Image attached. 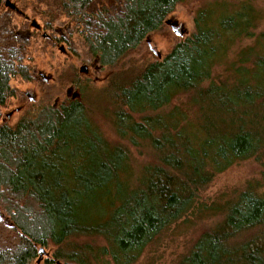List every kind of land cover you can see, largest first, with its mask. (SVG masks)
<instances>
[{
  "label": "trees",
  "instance_id": "obj_1",
  "mask_svg": "<svg viewBox=\"0 0 264 264\" xmlns=\"http://www.w3.org/2000/svg\"><path fill=\"white\" fill-rule=\"evenodd\" d=\"M92 1L60 2L83 25L91 53L113 66L185 0H125L119 13L96 16L86 10ZM1 7L0 119L17 93L10 82L28 75L26 43L9 27L13 11ZM258 19L251 6L214 3L165 57L128 81L110 80L104 96L115 134L152 157L137 170L129 147L105 139L80 100L29 106L14 125L0 120V264H30L49 246L65 263L135 264L196 209L218 174L254 160L264 181V33L252 32ZM188 94L186 105L167 109ZM198 212L218 219L176 264H264V197L253 187ZM91 238L104 245L74 243Z\"/></svg>",
  "mask_w": 264,
  "mask_h": 264
},
{
  "label": "rangeland",
  "instance_id": "obj_2",
  "mask_svg": "<svg viewBox=\"0 0 264 264\" xmlns=\"http://www.w3.org/2000/svg\"><path fill=\"white\" fill-rule=\"evenodd\" d=\"M9 1L29 16L30 22L34 21L38 28L34 29L30 22L10 12V29L15 38L26 43L25 63L27 66L30 65V81H27L28 78L23 80L15 78L10 82L17 93L1 110L0 120H6L9 125H14L29 106L30 109L40 105L56 108L64 101L80 100L105 139L110 143L129 147L131 162L136 170L150 163L152 157L146 149L132 148L115 134L108 117L112 111V104L104 96L110 80L120 78L128 81L144 65L165 57L179 41L195 32L194 20L198 12L214 3H225L229 7L251 6L259 16L257 27L252 32L254 36L264 33V0H185L165 18L158 30L149 33L135 49L129 51L115 65L103 66L99 55L90 51L83 34V25L77 26L78 17L64 7L61 8L63 6L61 0ZM124 1L93 0L86 10L95 16L101 10H107L108 14L113 15L122 10ZM4 10L6 9L0 8L2 12ZM170 24L175 25L182 33V37L173 32ZM28 32L30 45L27 44L26 38ZM253 41V38L243 40L238 47L251 45ZM215 72V78L221 76V68L215 69ZM188 98L189 94L179 96L167 109L186 105ZM193 113V109L188 112L190 117H193ZM249 185L257 194L264 197L261 167L254 160L240 162L218 174L200 193L196 209L162 234L135 264H176L196 238L211 228L218 219L210 214L198 216L199 207L210 208L216 204L220 205ZM74 243H88L94 247L104 245L98 238L77 239ZM55 250L52 246L45 248L42 255H38L30 264H70L55 259L53 257Z\"/></svg>",
  "mask_w": 264,
  "mask_h": 264
},
{
  "label": "water",
  "instance_id": "obj_3",
  "mask_svg": "<svg viewBox=\"0 0 264 264\" xmlns=\"http://www.w3.org/2000/svg\"><path fill=\"white\" fill-rule=\"evenodd\" d=\"M1 4H2V0H0V5ZM4 6H6L7 8H9L10 10L16 12L18 15L24 17L25 19H28L27 16L22 11L18 10L17 7L13 3H11L9 0H5L4 1ZM31 24L33 25L34 24V21H31ZM170 27H171V29L173 30V32L177 36L182 37V33L176 29L175 25L170 24ZM0 218H1V216H0ZM5 222H8V220L6 219ZM38 253H39V256L42 255L43 250L40 249Z\"/></svg>",
  "mask_w": 264,
  "mask_h": 264
},
{
  "label": "flooded vegetation",
  "instance_id": "obj_4",
  "mask_svg": "<svg viewBox=\"0 0 264 264\" xmlns=\"http://www.w3.org/2000/svg\"><path fill=\"white\" fill-rule=\"evenodd\" d=\"M5 1V0H4ZM4 1L2 0V4L1 5H4ZM14 12V11H13ZM14 13H16V12H14ZM17 14V13H16ZM18 15V14H17ZM26 15V14H25ZM20 16V15H19ZM27 16V15H26ZM22 17V16H21ZM26 22H30V17L29 16H27V18L28 19H25L24 17H22ZM31 23V22H30ZM32 25V24H31ZM32 27L34 28V29H37L38 27L35 25V22H34V24L32 25ZM26 38H27V44L28 45H30V32H28V36H26ZM22 41V40H21ZM30 47V46H29ZM29 63H30V61H29ZM28 78V79H27ZM27 81L29 82L30 81V65L28 66V75H27ZM30 98V97H29ZM30 103V102H29ZM28 103V104H29ZM30 105V104H29ZM25 109V108H24Z\"/></svg>",
  "mask_w": 264,
  "mask_h": 264
}]
</instances>
